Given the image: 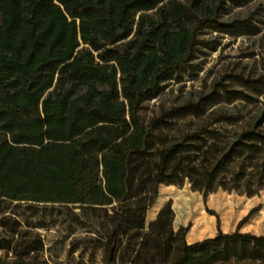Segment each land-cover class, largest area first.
<instances>
[{"label":"trees","instance_id":"16d2710c","mask_svg":"<svg viewBox=\"0 0 264 264\" xmlns=\"http://www.w3.org/2000/svg\"><path fill=\"white\" fill-rule=\"evenodd\" d=\"M226 7L0 0V197L110 207L104 264H264V234L239 226L187 243L188 227L172 229L170 200L144 231L160 185L189 183L203 197L264 191V98L215 82L162 99L167 80L196 65L202 30L232 27ZM177 201L200 232L211 227Z\"/></svg>","mask_w":264,"mask_h":264},{"label":"rangeland","instance_id":"374dc122","mask_svg":"<svg viewBox=\"0 0 264 264\" xmlns=\"http://www.w3.org/2000/svg\"><path fill=\"white\" fill-rule=\"evenodd\" d=\"M222 19L232 27L223 32L211 27L202 30L196 65L167 80L162 99L193 98L209 92L216 82L219 90H238L262 101L264 0H227ZM153 102L157 103L152 100L150 105ZM180 198L209 217L211 227L200 232L197 217L183 215ZM168 200L174 212L172 229L188 227L186 242L211 237L219 230L230 233L237 226L241 232L264 234V191L248 197L218 190L203 197L191 190L189 183L160 185L148 218ZM116 224L117 218L107 206L0 197V264H104L110 253L108 236ZM148 225L145 221L144 231Z\"/></svg>","mask_w":264,"mask_h":264},{"label":"crops","instance_id":"0c3cea01","mask_svg":"<svg viewBox=\"0 0 264 264\" xmlns=\"http://www.w3.org/2000/svg\"><path fill=\"white\" fill-rule=\"evenodd\" d=\"M166 186H170V185H166ZM158 210H159V209H157V210L153 213V215H152L150 218H148V212H147L146 221H148L149 223H150L151 221H153L154 218H155V216H156V213L158 212ZM193 242H195V241L192 240V239H189V241H187V243H193Z\"/></svg>","mask_w":264,"mask_h":264}]
</instances>
